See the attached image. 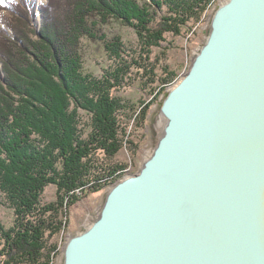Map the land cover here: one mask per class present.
I'll use <instances>...</instances> for the list:
<instances>
[{
	"label": "water",
	"instance_id": "95a60500",
	"mask_svg": "<svg viewBox=\"0 0 264 264\" xmlns=\"http://www.w3.org/2000/svg\"><path fill=\"white\" fill-rule=\"evenodd\" d=\"M163 135L64 264H264V0H228L161 107Z\"/></svg>",
	"mask_w": 264,
	"mask_h": 264
},
{
	"label": "trees",
	"instance_id": "16d2710c",
	"mask_svg": "<svg viewBox=\"0 0 264 264\" xmlns=\"http://www.w3.org/2000/svg\"><path fill=\"white\" fill-rule=\"evenodd\" d=\"M47 1L40 31L25 0L2 5L12 16L0 22V198L14 222L6 228L0 220V264H52L58 250L52 241L78 195L101 191L126 169L113 160L127 142L124 117L136 106L115 89L133 69L151 95L153 86L169 85L175 74L168 68L159 74L150 56L166 34L179 36L217 0ZM111 20L137 34L138 52L128 60L121 37L103 32ZM85 40L117 62L101 78L84 73ZM80 112L88 116V133ZM48 186L57 188L52 203L45 202Z\"/></svg>",
	"mask_w": 264,
	"mask_h": 264
},
{
	"label": "rangeland",
	"instance_id": "374dc122",
	"mask_svg": "<svg viewBox=\"0 0 264 264\" xmlns=\"http://www.w3.org/2000/svg\"><path fill=\"white\" fill-rule=\"evenodd\" d=\"M5 1L20 2V0H0V22L11 21V13L2 6ZM28 8L31 10V16L35 20L37 31L41 29V5L46 4L47 0H25ZM228 0H217L212 3L205 11L202 19L198 23H189L182 29L179 36L166 34L165 42L160 48L154 49L150 56L154 61L159 74L162 69L168 68L175 76L172 82L164 88L153 86L155 89L151 95L146 92L140 84L142 72L132 70V72L123 79L120 87L114 91V95L126 102H132L136 106L134 114L127 113L124 117L126 128V144L118 153L113 162L126 166V169L116 177L114 183L107 184L101 191L96 193H86L78 195L79 201L68 208L66 226L60 235L52 243H58L57 255L52 264H64V251L67 243L73 237L86 232L93 223L99 218L106 202L107 196L112 188L126 178L139 174L146 161L152 156L164 131L165 118L161 114V107L164 97L168 94L189 72L194 59L200 53L206 44L210 31L212 19L216 11ZM3 28L4 26L1 25ZM11 34L10 30H7ZM109 37H121L126 46V54H123L124 60H128L130 55L138 52L139 43L135 31L130 26H123L111 20L110 25L103 29ZM81 46L83 55V70L85 74L101 78L107 71L114 69L117 65L116 60L105 53L101 45L93 44L89 41H83ZM32 59V56L30 55ZM37 62V59L33 60ZM0 79L5 80L0 65ZM22 80V79H21ZM48 82V81H45ZM18 83V82H16ZM3 84V82H2ZM21 91H30L21 86ZM16 97L15 94H13ZM11 97V96H9ZM12 99V97H11ZM13 100V99H12ZM82 119V130L89 132L88 116L80 112ZM129 122V123H127ZM102 156V155H101ZM45 202L52 203L56 200L57 188L48 186L45 189ZM0 220L6 228H10L14 222V212L0 198Z\"/></svg>",
	"mask_w": 264,
	"mask_h": 264
},
{
	"label": "bare ground",
	"instance_id": "6f19581e",
	"mask_svg": "<svg viewBox=\"0 0 264 264\" xmlns=\"http://www.w3.org/2000/svg\"><path fill=\"white\" fill-rule=\"evenodd\" d=\"M165 124H166V120L164 121V126H165Z\"/></svg>",
	"mask_w": 264,
	"mask_h": 264
}]
</instances>
